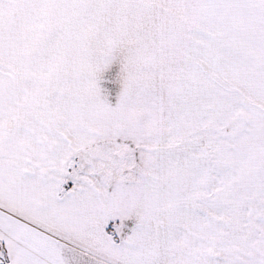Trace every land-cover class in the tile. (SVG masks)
Returning <instances> with one entry per match:
<instances>
[{"label": "snow or ice", "instance_id": "6c2138e0", "mask_svg": "<svg viewBox=\"0 0 264 264\" xmlns=\"http://www.w3.org/2000/svg\"><path fill=\"white\" fill-rule=\"evenodd\" d=\"M0 264H264V0H0Z\"/></svg>", "mask_w": 264, "mask_h": 264}]
</instances>
